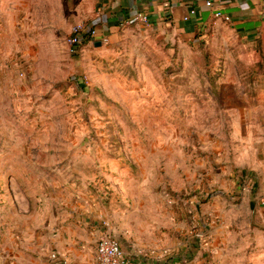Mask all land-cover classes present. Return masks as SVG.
I'll list each match as a JSON object with an SVG mask.
<instances>
[{
	"label": "rangeland",
	"instance_id": "1",
	"mask_svg": "<svg viewBox=\"0 0 264 264\" xmlns=\"http://www.w3.org/2000/svg\"><path fill=\"white\" fill-rule=\"evenodd\" d=\"M96 1L0 0V264H36V232L75 213L128 243L185 222L197 250L222 222L198 213L203 187L264 145V22L257 38L216 19L192 35L135 22L73 53ZM230 218L224 264H264L256 213Z\"/></svg>",
	"mask_w": 264,
	"mask_h": 264
},
{
	"label": "crops",
	"instance_id": "2",
	"mask_svg": "<svg viewBox=\"0 0 264 264\" xmlns=\"http://www.w3.org/2000/svg\"><path fill=\"white\" fill-rule=\"evenodd\" d=\"M212 1L213 7L207 8L205 0H97L93 5L95 11L89 24L99 33L94 44L98 41L102 44L107 43L109 35L114 29L119 28V25H124L133 8L148 14L150 23L170 25L181 35H192L196 30L204 28L215 19L213 13L221 11L231 16V21L227 23L235 25L248 37L259 36L258 29L264 22V0ZM191 8L196 9L195 16L184 21ZM106 38L107 42H102V39ZM250 156L241 158L235 165L225 166L219 178L216 177L217 179L211 183L212 186L218 183L217 188L220 189L209 194L205 186L203 187L204 196L210 195V200L196 204L198 213L213 215L222 222L218 225L212 221L207 234L204 233V237L198 241L197 250L190 245V239L186 238L190 231L188 224L178 222L174 224L173 231L169 232L168 240L167 236L160 232L153 240L145 243L137 239L129 240V243L120 239L128 263L145 262L147 257L150 264H162L158 260L165 255V251L173 258L171 259L173 264L185 261L187 255L194 256L192 264L227 263L232 252L231 242L236 233L231 223L232 213L237 212V209L247 214L254 212L256 221L248 220L249 230L254 229L257 233L262 232L264 228V145H256ZM237 166L240 169L236 170ZM235 194L242 199V209L235 204L237 198ZM36 218L38 224L40 220L39 217ZM42 227L43 231L35 229L37 231L35 247L37 250H43L45 254H39L36 264H49V254L52 251L60 253L75 264H91L97 241L106 230L100 225L97 213L81 215L75 213L68 223L54 225L50 220ZM150 234L149 231H144V236H151ZM144 251H155L157 256L148 254L145 257L142 254Z\"/></svg>",
	"mask_w": 264,
	"mask_h": 264
},
{
	"label": "built area",
	"instance_id": "3",
	"mask_svg": "<svg viewBox=\"0 0 264 264\" xmlns=\"http://www.w3.org/2000/svg\"><path fill=\"white\" fill-rule=\"evenodd\" d=\"M205 6L207 8H212L213 1L205 0ZM195 14L196 9L191 8L183 20L188 21L192 16H195ZM213 16L215 19H223L226 22L231 21V16H229L228 14H224L221 11H215L213 13ZM135 22L149 24L150 19L148 14H146L145 12L141 11L138 8H133L129 12L128 17L125 19L124 24L128 25ZM98 36L99 33L93 26L78 25L72 29L71 34L66 39V45L73 53H75L86 44V40L88 38L91 39L90 43L94 44ZM102 42H107V38L102 39ZM105 226H107V224H105ZM142 254L144 256H147L148 254L151 256H157L154 251H144ZM49 264L75 263L71 262L67 257L61 255L60 253L52 251L49 254ZM91 264H129L120 240L116 237L114 231L110 227L106 228L101 237L98 239ZM135 264H150V262H148V258L146 257L145 262H137Z\"/></svg>",
	"mask_w": 264,
	"mask_h": 264
},
{
	"label": "water",
	"instance_id": "4",
	"mask_svg": "<svg viewBox=\"0 0 264 264\" xmlns=\"http://www.w3.org/2000/svg\"><path fill=\"white\" fill-rule=\"evenodd\" d=\"M101 45H102V43L99 41L94 44L95 47H100Z\"/></svg>",
	"mask_w": 264,
	"mask_h": 264
},
{
	"label": "trees",
	"instance_id": "5",
	"mask_svg": "<svg viewBox=\"0 0 264 264\" xmlns=\"http://www.w3.org/2000/svg\"><path fill=\"white\" fill-rule=\"evenodd\" d=\"M89 42H91V39H90V38H88V39L86 40V44L89 43Z\"/></svg>",
	"mask_w": 264,
	"mask_h": 264
}]
</instances>
